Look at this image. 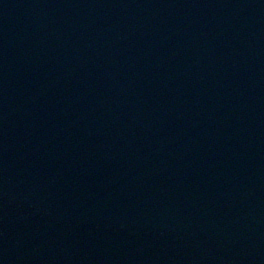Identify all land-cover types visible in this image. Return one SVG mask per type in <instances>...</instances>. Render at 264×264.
Wrapping results in <instances>:
<instances>
[{
  "label": "water",
  "instance_id": "95a60500",
  "mask_svg": "<svg viewBox=\"0 0 264 264\" xmlns=\"http://www.w3.org/2000/svg\"><path fill=\"white\" fill-rule=\"evenodd\" d=\"M0 264H264V0H0Z\"/></svg>",
  "mask_w": 264,
  "mask_h": 264
}]
</instances>
